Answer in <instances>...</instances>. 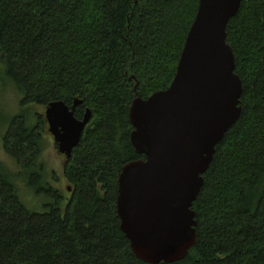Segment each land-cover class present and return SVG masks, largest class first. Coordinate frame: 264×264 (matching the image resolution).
<instances>
[{"label": "trees", "instance_id": "1", "mask_svg": "<svg viewBox=\"0 0 264 264\" xmlns=\"http://www.w3.org/2000/svg\"><path fill=\"white\" fill-rule=\"evenodd\" d=\"M200 0H0V64L21 107L63 101L92 121L65 169L70 199L37 172L46 125L26 111L2 119L4 145L24 169L0 165V264H146L117 214L125 166L145 160L130 110L170 88ZM242 114L219 144L193 210L197 243L173 264H264V0H243L227 28ZM6 81V82H7ZM3 116L0 114V117ZM24 159H27L25 161ZM49 204L30 210L17 178ZM165 264V263H162Z\"/></svg>", "mask_w": 264, "mask_h": 264}, {"label": "water", "instance_id": "2", "mask_svg": "<svg viewBox=\"0 0 264 264\" xmlns=\"http://www.w3.org/2000/svg\"><path fill=\"white\" fill-rule=\"evenodd\" d=\"M243 0H200L170 88L136 99L130 110L132 143L145 160L124 167L117 214L134 255L146 264H173L197 243L193 210L217 147L242 114L243 85L227 28ZM53 102L45 110L60 155L72 160L93 117L76 118Z\"/></svg>", "mask_w": 264, "mask_h": 264}, {"label": "rangeland", "instance_id": "3", "mask_svg": "<svg viewBox=\"0 0 264 264\" xmlns=\"http://www.w3.org/2000/svg\"><path fill=\"white\" fill-rule=\"evenodd\" d=\"M6 81L7 78L4 74V68L0 64V114L3 115L0 117V121L2 122L3 118L10 119L17 117L25 111L28 117L29 127L38 126L39 119L37 115H41L46 121V108L29 106V108L24 110L21 107L22 95L17 92L12 82ZM7 126L6 123H0V165L4 166L7 171L17 177V175L24 173V169L5 149L4 140L8 129ZM38 127L39 131L43 134V151L37 160V172L44 177L45 183L56 191L57 194L70 199L73 195V186L65 174V169L69 165V161H67L65 156L59 154L54 138L48 131V124L46 123L44 130L42 128L43 126ZM24 160L27 161V159ZM21 178H17L16 185L24 203L30 210H34L35 212L42 211L44 206L50 203L49 199L46 196L38 195L29 187L26 179Z\"/></svg>", "mask_w": 264, "mask_h": 264}, {"label": "bare ground", "instance_id": "4", "mask_svg": "<svg viewBox=\"0 0 264 264\" xmlns=\"http://www.w3.org/2000/svg\"><path fill=\"white\" fill-rule=\"evenodd\" d=\"M72 106H73V105H72ZM72 106H71V107H72ZM87 110H88V109H87ZM87 110H86V111H87ZM75 116H76V115H75Z\"/></svg>", "mask_w": 264, "mask_h": 264}]
</instances>
